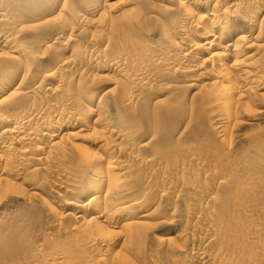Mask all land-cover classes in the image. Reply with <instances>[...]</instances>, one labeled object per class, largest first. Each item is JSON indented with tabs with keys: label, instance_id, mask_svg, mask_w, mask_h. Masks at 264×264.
<instances>
[{
	"label": "bare ground",
	"instance_id": "1",
	"mask_svg": "<svg viewBox=\"0 0 264 264\" xmlns=\"http://www.w3.org/2000/svg\"><path fill=\"white\" fill-rule=\"evenodd\" d=\"M0 264H264V0H0Z\"/></svg>",
	"mask_w": 264,
	"mask_h": 264
}]
</instances>
